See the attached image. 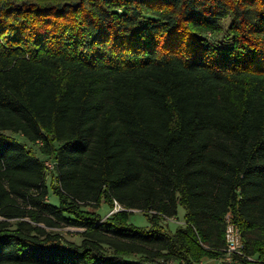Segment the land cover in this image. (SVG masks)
<instances>
[{
	"label": "trees",
	"instance_id": "1",
	"mask_svg": "<svg viewBox=\"0 0 264 264\" xmlns=\"http://www.w3.org/2000/svg\"><path fill=\"white\" fill-rule=\"evenodd\" d=\"M205 258L264 264V0H0V264Z\"/></svg>",
	"mask_w": 264,
	"mask_h": 264
},
{
	"label": "rangeland",
	"instance_id": "2",
	"mask_svg": "<svg viewBox=\"0 0 264 264\" xmlns=\"http://www.w3.org/2000/svg\"><path fill=\"white\" fill-rule=\"evenodd\" d=\"M7 133L17 138L21 143L25 144L27 147L33 148L39 158L43 160L45 159V155L41 152L38 144L32 143L31 141H29L19 133H14L11 131H7ZM54 184L55 181L51 178V176H48L47 185L49 187V194L47 196L46 201L54 205H59V197L53 193V189H52ZM82 207L83 209L89 211L98 212L103 217H107L111 211V206L105 201L104 198H102L100 204L97 207H94L92 205H86ZM185 213H186V209L182 205H179L178 215L175 218L165 219L161 223L163 224L166 230L175 232L177 227L185 222ZM129 222L141 228H149L151 225L148 217L144 214V212L140 210H134L130 213ZM53 230L56 231L58 234H60L64 242L81 243L83 239L81 235L82 229L77 226L64 225L61 227L54 228ZM105 250L108 252L111 251L108 247H105ZM124 258H126L127 260L135 261L140 259V255L124 256ZM220 264H223L222 261Z\"/></svg>",
	"mask_w": 264,
	"mask_h": 264
},
{
	"label": "built area",
	"instance_id": "3",
	"mask_svg": "<svg viewBox=\"0 0 264 264\" xmlns=\"http://www.w3.org/2000/svg\"><path fill=\"white\" fill-rule=\"evenodd\" d=\"M39 143L41 145L43 144L42 142ZM45 166H46V171L49 174L57 170L58 163L55 159L49 158L45 160ZM119 210H128V209L123 208L118 202H115V206L113 207V209H111L110 214ZM225 220L227 223V228H226V248H225L224 260L228 263H231L233 262L235 256H246V255L244 253V243L242 241L238 229L236 228L235 223L233 222L232 214L228 213L225 217Z\"/></svg>",
	"mask_w": 264,
	"mask_h": 264
},
{
	"label": "crops",
	"instance_id": "4",
	"mask_svg": "<svg viewBox=\"0 0 264 264\" xmlns=\"http://www.w3.org/2000/svg\"><path fill=\"white\" fill-rule=\"evenodd\" d=\"M221 260L219 259H209V258H205L202 260L201 264H220Z\"/></svg>",
	"mask_w": 264,
	"mask_h": 264
},
{
	"label": "water",
	"instance_id": "5",
	"mask_svg": "<svg viewBox=\"0 0 264 264\" xmlns=\"http://www.w3.org/2000/svg\"><path fill=\"white\" fill-rule=\"evenodd\" d=\"M131 211H134V210H131Z\"/></svg>",
	"mask_w": 264,
	"mask_h": 264
}]
</instances>
